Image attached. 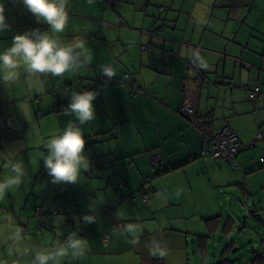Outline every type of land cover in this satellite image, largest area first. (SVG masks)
Returning <instances> with one entry per match:
<instances>
[{
    "label": "crops",
    "instance_id": "0c3cea01",
    "mask_svg": "<svg viewBox=\"0 0 264 264\" xmlns=\"http://www.w3.org/2000/svg\"><path fill=\"white\" fill-rule=\"evenodd\" d=\"M0 3L10 25L0 32V52L17 34L49 31L21 0ZM67 10L64 32L50 35L63 44L83 40V66L63 77L20 69L14 89L0 82V179L13 161L28 174L0 200V264H32L35 251L50 252L73 233L86 241L85 255L56 264H243L236 247L250 235L235 214L250 210L264 220V137L241 150L236 167L202 156L199 128L230 126L245 144L264 134V0H69ZM104 66L115 77L102 76ZM245 85L263 95L251 99ZM86 89L98 92L95 119L80 126L90 166L76 184H54L44 144L69 121L79 124L66 108ZM18 90L27 95L22 103L38 107L30 121L18 107L5 113L18 106ZM187 93L197 126L181 112ZM156 155L162 164L153 163ZM98 196L104 202L94 201L93 213ZM128 224L143 229L136 245L114 234ZM153 239L165 257L149 254ZM247 264H264L261 252Z\"/></svg>",
    "mask_w": 264,
    "mask_h": 264
},
{
    "label": "clouds",
    "instance_id": "9594fccd",
    "mask_svg": "<svg viewBox=\"0 0 264 264\" xmlns=\"http://www.w3.org/2000/svg\"><path fill=\"white\" fill-rule=\"evenodd\" d=\"M95 2L96 0H87L89 5ZM21 3L37 22L47 24L49 31L41 32L36 29L13 37L11 46L0 52V82L6 87L15 84L20 69H24L27 75L37 78L45 74L63 77L65 73L77 72L88 59L85 55L84 41L77 39L72 43L63 44L50 35V33L64 32L68 23L69 0H21ZM9 28L5 8L0 3V32ZM101 75L111 79L115 77V70L111 66H104ZM42 90V88L38 89V91ZM97 96L96 91L73 92L66 112L72 114L79 124L69 121L61 134L52 136L44 144L47 154H42L41 159L52 183L76 184L80 180L81 170L89 168L90 162L85 153V139L80 126L95 119L96 110L93 102ZM18 108L29 121L30 106L19 102ZM8 171L9 175L0 179V200H3L13 189L19 188L28 176L21 162H11ZM94 201H98L101 205L104 199L98 196L90 203L89 207L93 213L96 211ZM115 216L119 219V209ZM83 219L86 222H94L95 215H86ZM142 230L139 224H128L114 230V234L126 235L129 237L127 242L136 245L139 243ZM16 237H19V232ZM147 246L152 256L163 258L167 255V249L155 239ZM86 250V241L77 238L73 233L64 243L55 246L50 252L35 251L32 264H56L58 258L69 255L73 259H78L85 255Z\"/></svg>",
    "mask_w": 264,
    "mask_h": 264
},
{
    "label": "built area",
    "instance_id": "2783aa9c",
    "mask_svg": "<svg viewBox=\"0 0 264 264\" xmlns=\"http://www.w3.org/2000/svg\"><path fill=\"white\" fill-rule=\"evenodd\" d=\"M105 1L109 5H114L115 3H117V0ZM143 48H145V46H143ZM121 84L125 85V83L122 81ZM86 90L91 91V89ZM247 90L249 91V97L251 99H256L263 95L260 86H255L252 89L248 88ZM181 112L189 118L188 120L192 125H198V121L195 118L197 112V103L190 93H187L184 98V101L181 106ZM199 129L201 139L203 141L202 156L209 158L225 159L230 162V164L236 167L238 166V163H236V159L240 151L243 148H251L254 146V143H243L237 133L234 131V129L230 126H225L223 129L217 132H207L204 129ZM260 135L262 134H259V136ZM152 160L153 163L156 165H160L163 163V158L160 155L153 156ZM262 161L264 162V159H262ZM157 262L162 263L163 261L158 260Z\"/></svg>",
    "mask_w": 264,
    "mask_h": 264
},
{
    "label": "rangeland",
    "instance_id": "374dc122",
    "mask_svg": "<svg viewBox=\"0 0 264 264\" xmlns=\"http://www.w3.org/2000/svg\"><path fill=\"white\" fill-rule=\"evenodd\" d=\"M263 83H264V81H263ZM18 84L19 83L12 84V85H9V87L14 89L18 86ZM262 85H264V84H262ZM244 89L247 90V85L244 86ZM17 94H18V96H16V98H17L16 101L24 102L27 99V95L22 93L21 90H18ZM248 94H249V91H248ZM16 107H18V106L13 105V104L6 105L5 113L8 115L13 114L14 112H16ZM32 108H35L36 112L38 111L37 105H35V107H31L30 109L32 110ZM263 111H264V109H263ZM31 118L32 117H31V112H30L29 121L31 120ZM260 134H262V133H260ZM263 137H264V134L259 136V133H258L257 140L252 142V143H254V148H256L255 146L257 144L259 145L262 142V141L261 142H258V141L263 139ZM262 159H264V158H262ZM235 217L237 218L238 228L242 226L244 228L243 232H245V235H248V234L250 235L249 239L247 238L246 240H243V239L238 240L237 239L239 242L243 241V247H240L238 245L236 247V249L239 248V249H237L236 252L241 253L244 256L241 259V260L245 261V262H243V264H247V258H250V260H251L259 252H261V258H262V251L264 250V245L262 244L263 237H264V235H263V233H264V220H259V219L257 220L255 218V216H253L250 213V210H248L246 213H243L242 211L237 210V214H235ZM239 235H240L239 232H236L233 235V237L231 236L230 238L227 239L226 244L230 243L231 240H233L235 237H237ZM237 240L235 239L236 242H238Z\"/></svg>",
    "mask_w": 264,
    "mask_h": 264
},
{
    "label": "trees",
    "instance_id": "16d2710c",
    "mask_svg": "<svg viewBox=\"0 0 264 264\" xmlns=\"http://www.w3.org/2000/svg\"><path fill=\"white\" fill-rule=\"evenodd\" d=\"M197 114V113H196ZM196 119H197V121H198V118L197 117H195ZM189 119V118H188ZM201 129H203V127H201ZM263 162V161H262ZM264 163V162H263ZM264 238V237H263ZM262 244L264 245V243H263V241H262ZM264 250H263V252H262V259H264ZM257 258H259V256H256Z\"/></svg>",
    "mask_w": 264,
    "mask_h": 264
},
{
    "label": "water",
    "instance_id": "95a60500",
    "mask_svg": "<svg viewBox=\"0 0 264 264\" xmlns=\"http://www.w3.org/2000/svg\"><path fill=\"white\" fill-rule=\"evenodd\" d=\"M251 148H254V146L251 147ZM246 149H250V148H246ZM240 152H241V151H240ZM254 216H255V218H256L257 220H258V219L261 220L260 217H259L257 214H255Z\"/></svg>",
    "mask_w": 264,
    "mask_h": 264
}]
</instances>
